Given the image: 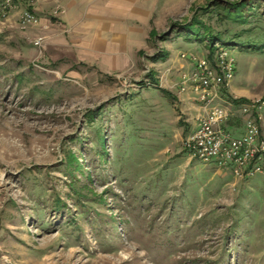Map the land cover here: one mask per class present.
<instances>
[{
	"label": "rangeland",
	"instance_id": "obj_1",
	"mask_svg": "<svg viewBox=\"0 0 264 264\" xmlns=\"http://www.w3.org/2000/svg\"><path fill=\"white\" fill-rule=\"evenodd\" d=\"M210 1L157 0L153 32L118 53L0 21V264H264V174L238 178L183 143L205 112L182 88L184 54L230 49L219 103L264 98V51L246 48L264 44V1L244 24ZM193 16L216 40L179 33Z\"/></svg>",
	"mask_w": 264,
	"mask_h": 264
},
{
	"label": "built area",
	"instance_id": "obj_2",
	"mask_svg": "<svg viewBox=\"0 0 264 264\" xmlns=\"http://www.w3.org/2000/svg\"><path fill=\"white\" fill-rule=\"evenodd\" d=\"M37 1L0 0V21L17 12L23 27L38 25L41 18L34 9ZM35 44H42V38ZM184 56L192 62L193 70L183 76L182 88L195 92L205 108L183 140L189 155L205 164L230 169L238 178L264 174V98L240 104L229 100L228 105L219 103L236 73L230 49L219 46L211 54Z\"/></svg>",
	"mask_w": 264,
	"mask_h": 264
},
{
	"label": "crops",
	"instance_id": "obj_3",
	"mask_svg": "<svg viewBox=\"0 0 264 264\" xmlns=\"http://www.w3.org/2000/svg\"><path fill=\"white\" fill-rule=\"evenodd\" d=\"M156 2L157 0H39L34 9L41 22L48 25L50 32L59 34L60 30H67L72 37L83 38L80 39L82 50L91 53H118L125 52L132 44L144 43L147 36H150ZM13 14L18 17L17 12ZM36 30L52 36L41 27ZM51 41L61 43L60 35L58 39Z\"/></svg>",
	"mask_w": 264,
	"mask_h": 264
},
{
	"label": "trees",
	"instance_id": "obj_4",
	"mask_svg": "<svg viewBox=\"0 0 264 264\" xmlns=\"http://www.w3.org/2000/svg\"><path fill=\"white\" fill-rule=\"evenodd\" d=\"M264 0H240L236 2H225V1H217L212 0L210 1L212 5H215V7L219 8L222 14V17L227 20H231L235 23L244 24L248 22V16L247 12L254 8V6L257 3H260ZM181 27V30L179 33L182 34L185 38L189 40H196V41H202L206 37L211 38L210 40H216V38L211 34V30L209 27H207L198 17L193 16L192 19L184 24H179ZM205 28V33H201V27ZM153 30H151V33ZM165 36L168 35V32L164 34ZM213 42L211 44L212 52H214L215 46ZM246 48L253 49L256 51H264V44L262 45H256V44H248L246 45ZM170 95V94H168ZM167 95V96H168ZM235 102L239 101H247L246 99L241 98V100H238L237 98L233 99Z\"/></svg>",
	"mask_w": 264,
	"mask_h": 264
}]
</instances>
